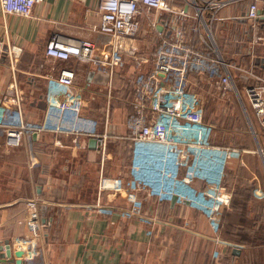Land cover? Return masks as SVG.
I'll list each match as a JSON object with an SVG mask.
<instances>
[{
    "label": "crops",
    "instance_id": "0c3cea01",
    "mask_svg": "<svg viewBox=\"0 0 264 264\" xmlns=\"http://www.w3.org/2000/svg\"><path fill=\"white\" fill-rule=\"evenodd\" d=\"M190 1L169 0L171 9L157 10L151 19L141 15L138 47L146 46L143 47L146 52L155 49L162 37L160 30L173 36L174 30L180 27L188 36L185 30L188 21L193 22V30L204 44L195 28L199 24L204 29L206 25L210 26L211 35L222 53H226L235 66L231 73L241 96L230 95L237 99L247 124L254 126L253 139L242 144L225 142V136L223 141H216L214 131L211 140L217 145H235L252 151L264 148V135L260 136L256 130L255 124L259 122L245 95L246 82L239 76L238 69L252 68L264 76V43L251 42L254 33L247 19L250 0L229 4L215 13L205 9L204 3L199 1L203 18L195 16L196 9ZM259 5V28L264 33V0H259ZM99 6L100 0H44L29 17L5 14L0 9V41L5 45L14 43L23 47L16 69L12 70L6 55L0 56V102L7 86L17 79L24 93V112L28 118L36 119L42 107L45 74L49 71L58 74L61 68L72 67L77 72L78 84L104 94L101 129L106 126L104 111L108 110L107 130L128 134L126 114L131 110L125 116L120 115L114 111L112 99L118 97L115 90L123 89L122 85L128 87V82L133 80L134 77H129L135 72L131 64L111 76L109 71L75 57L60 60L45 55L46 45L53 34L64 40L86 38L104 45L107 36L95 29L101 20ZM203 35L208 36L206 32ZM204 46L202 50L207 49ZM148 67L146 64L143 69ZM197 75L191 80L192 87L202 91L205 87L214 90L208 80L202 78L203 75ZM205 80L208 82L206 86ZM30 142L34 161L31 166L26 147L7 146L5 134L0 131V264H15L16 257L13 252L8 254L7 246L25 236L27 226L23 217L26 202L33 196L39 198L40 214L45 222L43 253L46 264H251L253 259L246 254H264V178L260 172L264 156L261 154L245 153L240 158L231 159L226 168L225 177L230 189L238 192L247 186L251 189L250 200L244 204H247L249 218L246 222L252 228L241 224L243 234L251 237L245 244L231 239L228 231L225 237L220 232L217 241L205 216L187 204L178 205L143 196V213L151 223L139 217L99 213L97 202L100 200L116 211L128 205L119 195L101 193L99 187L101 176L128 174L131 149L128 151L130 162L128 165L123 162V166L119 159H122L121 154L117 153L118 149H123L119 143H110L107 153L103 154L94 140L77 144L69 137L59 140L49 135H32ZM236 211V207L229 210L230 214ZM235 221L240 223L242 220L235 217ZM232 228L238 229V226ZM150 229L152 233L148 232ZM235 235L239 238L233 232L232 236ZM217 249L223 256L228 251L232 255L226 261L219 260L213 255ZM256 264H264V257L256 260Z\"/></svg>",
    "mask_w": 264,
    "mask_h": 264
},
{
    "label": "built area",
    "instance_id": "2783aa9c",
    "mask_svg": "<svg viewBox=\"0 0 264 264\" xmlns=\"http://www.w3.org/2000/svg\"><path fill=\"white\" fill-rule=\"evenodd\" d=\"M215 13L224 6L241 0H191L195 13L203 18V9ZM44 0H0L5 14L29 17L34 8ZM101 20L95 29L107 36L104 45L86 38L64 40L53 34L46 45L48 58L78 60L103 68L114 75L115 71L131 64L135 71L132 89L137 109L126 119L128 134H116L101 129L99 116L103 113L104 94L76 82L75 68H61L58 74H45L42 107L36 119L26 116L23 109L24 93L14 79L6 88L0 102V131L5 134L9 147H26L29 165L34 163L30 137L34 134L55 138L69 137L73 142L94 140L103 154L109 142L127 143L132 161L126 176H101V193L119 195L128 205L116 211L111 206L97 202L101 214L118 213L124 218L139 217L151 223L143 213V196L159 201L187 204L207 219L211 230L220 240L225 210L231 205L233 190L225 183L226 168L231 159L245 153L264 156V148L254 151L235 145H217L211 140L214 131L212 115L208 114L205 99L192 87L191 76L200 74L211 79L222 99L230 94L241 96L231 69L235 66L216 56L206 40L201 24L195 30L207 49H197L187 41L185 32L174 30L173 36L159 31L162 36L154 51L141 54L137 35L140 16L152 18L157 10H169V0H100ZM181 13H184L182 10ZM259 0H250L247 19L253 29V42L264 43V33L259 25ZM155 21H153L154 24ZM207 28V25H206ZM205 30V29H204ZM23 47L0 41V56L6 55L16 69ZM148 64V69L143 67ZM239 69L245 84V95L259 124L264 128V76L252 68ZM241 72V73H240ZM23 221L27 226L25 236L15 239L11 254L15 264H46L43 231L45 222L40 214L39 198L33 196L26 202ZM152 233V229L148 231ZM21 252L22 255L17 253ZM215 258L220 250H214Z\"/></svg>",
    "mask_w": 264,
    "mask_h": 264
},
{
    "label": "rangeland",
    "instance_id": "374dc122",
    "mask_svg": "<svg viewBox=\"0 0 264 264\" xmlns=\"http://www.w3.org/2000/svg\"><path fill=\"white\" fill-rule=\"evenodd\" d=\"M195 16L197 17V15H195ZM202 32H204V34H205V32L207 33L208 36H205V37H206V40L211 44L210 48H211V51H213V54H215L216 56H220L223 60H225L227 62L232 63V60H230L228 58V55L226 53H224V52L222 53V50H221L220 46L218 45L216 40H214L213 36L211 35L212 32H211L210 26L207 25V28L205 30H204V28L202 29ZM252 39H253V37H252ZM252 39H251V42L253 41ZM143 47H146V46H144V45L142 47L139 46L141 54L149 55L154 50V49H151V50H148V52H146V50H144ZM196 76H198V75L197 74L192 75L191 76V80L194 79ZM129 77H132V75L129 76ZM202 78L207 79L209 84L212 85L214 90L209 89L207 87H205L203 91L200 90V89H197V88H195V89L200 93V96H202L205 99L206 107L208 106V110H209L208 114L212 115V120H215L216 118L218 119L220 113L222 111L226 112L227 109H228V105H227V101H228L227 99L228 98H224V99L220 98L218 96L217 85L211 79H209L206 76H202ZM208 82L205 80L204 81V86H206L208 84ZM128 83H129L128 87L126 85H122L124 90L123 89H121V90L117 89V92L119 90V92L116 93V94H118L117 95L118 97L115 98V99L114 98L112 99V102H114V104H113L114 105V111L118 112L120 115H124V116L130 110V108H129L130 101H132L133 99L135 100V95L132 96V92H131L132 89L129 90V87H132V81H131V85H130V82H128ZM125 84H127V83H125ZM116 88H118V87H116ZM231 97H233L232 99L235 102V103H232V104H234V105L236 104L235 108H234V114H236V116H238V118L235 117V119L232 120L233 123H231V131H232V133L235 131V121H237V123L240 125V127H242L241 131L236 132L237 137L238 138H243L242 141H245V140H247L249 138L252 140L253 137H254V134H253L254 126L250 125V124L249 125L247 124V122H246V120H245V118H244V116L242 114V111L240 110L241 106L239 105L237 99L233 95ZM123 105H125V106H123ZM104 112H105L104 116H105V119H106L107 110H105ZM128 115L126 114V117ZM255 127H256V130L259 132L260 136L264 135L263 127L260 124H255ZM101 128L103 129V124L101 125ZM116 134H120V133H116ZM110 143H119L118 145L123 147V149H125V150H123V149L119 150V151H117V153L119 152V155L121 154V157H122V159L119 158L120 161H122L120 164L123 165V162H124V165H128V163L130 162V154L128 153V151L130 150L129 145L127 143H120V142H109L108 145ZM261 166H262V170L260 169L261 170L260 172L262 174V177L264 178V164L262 165V163H261ZM226 228H229V230L232 233L233 232L237 233V231L239 230V229H233L231 224H228L227 221H224V224H223V227H222V231H221V236L222 237L223 236L225 237V232L227 231ZM221 239H223V238H221ZM231 239L237 240L239 238H236V235L232 236V234H231ZM246 256L250 257L251 259H253L251 264H254V263L256 264V260H260V258H263L264 254L253 253V254H246Z\"/></svg>",
    "mask_w": 264,
    "mask_h": 264
},
{
    "label": "trees",
    "instance_id": "16d2710c",
    "mask_svg": "<svg viewBox=\"0 0 264 264\" xmlns=\"http://www.w3.org/2000/svg\"><path fill=\"white\" fill-rule=\"evenodd\" d=\"M193 26H194L193 22L188 21L187 27L185 29L186 33L188 35V36H186L187 41H189L197 49H204L205 46H204V44H202L200 42L198 34L196 32H194V30H193ZM134 76H135V72H132V78ZM131 81L132 80L129 81L130 85H131ZM131 89H132V87H129V90H131ZM131 92H132V96H134L133 89ZM114 93L115 94L118 93L117 90H115ZM231 96L232 95H229V97L227 99L228 100L227 101V105H228L227 111L226 112L222 111L219 115V118L218 119L216 118L217 120L216 119L213 120V128H214V132H215L214 140L218 141V139H219L220 141H223V138L225 136V137H227L225 142L242 144V143H244V141H242L243 138H238L237 134H236V132H239L242 129V127H240V125L237 123V121H235V131L233 133L231 131V123H233L232 120H234L235 117L238 118V116H236V114H234V108H235L236 104L235 105L232 104L235 102L232 99L233 97H231ZM129 107L131 108L130 109L131 112L136 111L137 103H136V101H134V99L132 101H130ZM102 118H103V114L101 113V115L99 116V119L102 120ZM34 149H35V147H34ZM117 151H119V149ZM227 182L228 181L225 177V183L227 184ZM250 193H251V189L248 186L245 189L240 190L239 192L233 190V198H232L231 205L225 210L224 218H223V224H224V221H226L225 219H227V221H229L228 224H231L232 227L234 225L238 226L239 230L237 231L236 234L239 236V240L238 239L237 240L240 241L241 243H245V244H247L250 241L251 237H247V235L243 234V232H242L243 228L241 227V224L243 225V223H245L246 228H248V229L252 228V226L246 222L249 220V218H248V212H247V204H244V203H246V201L250 200V197H251ZM178 205H180V204H178ZM235 207H236L237 211L233 214H230L229 210H231ZM235 217H239L240 220H242V221L240 223H238V221H235ZM226 229L228 232H230L232 234V232L229 230V228H226ZM230 238H231V236H230ZM231 255H232V253H230V251L227 252L226 256L225 255L223 256L221 253V255L218 259L226 261V259L231 257ZM241 255L243 256V253Z\"/></svg>",
    "mask_w": 264,
    "mask_h": 264
},
{
    "label": "water",
    "instance_id": "95a60500",
    "mask_svg": "<svg viewBox=\"0 0 264 264\" xmlns=\"http://www.w3.org/2000/svg\"><path fill=\"white\" fill-rule=\"evenodd\" d=\"M34 136L36 137V134H34ZM7 252H8L9 255H11V247H10V244L7 246ZM17 254L18 255H22L21 252H18ZM18 263L20 264V263H22V261L21 260H18Z\"/></svg>",
    "mask_w": 264,
    "mask_h": 264
}]
</instances>
